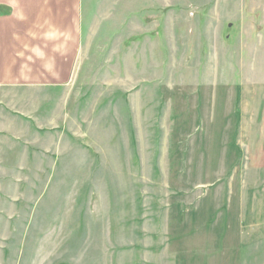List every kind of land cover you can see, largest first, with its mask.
<instances>
[{"label": "rangeland", "instance_id": "obj_1", "mask_svg": "<svg viewBox=\"0 0 264 264\" xmlns=\"http://www.w3.org/2000/svg\"><path fill=\"white\" fill-rule=\"evenodd\" d=\"M68 85L0 92V264H264V0H83Z\"/></svg>", "mask_w": 264, "mask_h": 264}, {"label": "crops", "instance_id": "obj_2", "mask_svg": "<svg viewBox=\"0 0 264 264\" xmlns=\"http://www.w3.org/2000/svg\"><path fill=\"white\" fill-rule=\"evenodd\" d=\"M83 0H0V92L62 88L79 57Z\"/></svg>", "mask_w": 264, "mask_h": 264}]
</instances>
